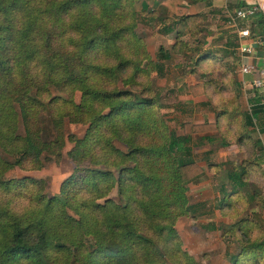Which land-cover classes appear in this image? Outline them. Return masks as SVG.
Masks as SVG:
<instances>
[{
    "label": "trees",
    "instance_id": "trees-1",
    "mask_svg": "<svg viewBox=\"0 0 264 264\" xmlns=\"http://www.w3.org/2000/svg\"><path fill=\"white\" fill-rule=\"evenodd\" d=\"M198 1L0 0V150L11 157L0 153V264H197L174 224L190 206L187 184L205 172L192 157V135L212 140L219 125L186 120L182 133L168 130L149 72L159 60L181 57L182 45H159L154 60L135 26L160 22L177 37L191 33L204 15L189 11ZM228 42L236 46V36ZM215 60L208 53L195 63ZM187 88L206 94L203 82ZM253 92L238 119L239 142L256 121L264 132V89ZM40 112L52 139L43 137ZM66 119L87 123L84 134L66 136ZM66 140L75 167L57 193L17 176V167L61 155ZM252 142L261 153L238 165L232 192L248 183L251 167L264 174L261 140ZM114 187L120 201H98ZM253 197L264 194L254 190ZM262 205L235 222L243 235L233 264H264V236L243 228L246 222L264 232Z\"/></svg>",
    "mask_w": 264,
    "mask_h": 264
},
{
    "label": "rangeland",
    "instance_id": "rangeland-1",
    "mask_svg": "<svg viewBox=\"0 0 264 264\" xmlns=\"http://www.w3.org/2000/svg\"><path fill=\"white\" fill-rule=\"evenodd\" d=\"M189 11L204 14L195 19V28L191 33L177 37L175 30H164V23L160 22H138L135 31L145 42L149 55L154 60L159 45L166 47L174 42L182 45L181 57L159 60L157 68L149 72L150 85L162 104L158 110L168 130L182 133L181 123L186 120L217 121L219 125L211 133L214 135L212 140H200V134L197 133L192 135L189 142L192 157L204 167L205 172L200 178L187 184L185 194L190 206L175 220L174 227L180 237L181 247L197 264H233L239 251L238 237L243 235L235 222L245 218L251 210H261L264 201L253 197L254 190H261L264 194V187L259 189L255 183L264 181V174H259L258 167H251L247 173L248 183L240 187L238 192H232L237 183L233 175L237 173L238 165L251 161L253 156L261 153L253 147L252 140L259 137L264 149V132L259 131L257 121L246 128L250 137L238 141V136L242 133L239 116L249 110L248 99L254 94L253 88L259 90L262 84L253 86L252 78L248 82L242 77L237 45L233 46L228 42L235 33L226 22V11L209 10L205 7L204 0L189 3ZM208 53H211L212 59L217 60L210 64L203 61L195 63L198 56ZM181 74L184 75L182 80L178 77ZM197 82L205 83V95L194 96L187 88V85ZM51 93L56 91L51 90ZM75 98H79V92L75 93ZM39 117L43 137L54 138L48 115L40 112ZM87 127V123L66 119L64 131L66 136L72 133L80 137ZM18 132L23 133L21 123ZM71 147L72 142L66 140L61 155L51 154L50 159H43L37 168L17 167V176L37 178L42 181L43 190L57 193L62 180L74 171L75 162L68 154ZM0 153L4 158L11 159L4 151L0 150ZM261 156L258 161L264 162V150ZM108 197L120 201L116 187L98 201ZM227 200L229 203L224 205ZM243 228L246 232L251 230L253 235L264 236V232L255 229L250 223L245 222ZM251 262L248 260L246 264Z\"/></svg>",
    "mask_w": 264,
    "mask_h": 264
},
{
    "label": "crops",
    "instance_id": "crops-1",
    "mask_svg": "<svg viewBox=\"0 0 264 264\" xmlns=\"http://www.w3.org/2000/svg\"><path fill=\"white\" fill-rule=\"evenodd\" d=\"M248 4H253L257 7L256 12L251 16L249 23L250 27L252 25L256 26V31L251 32V36L244 39L248 44L252 46L251 52L247 53L244 56V61L250 60L254 65L253 70L257 72L259 70H264V0H205L204 1L205 7H208L209 10L215 12L233 10L237 6L248 5ZM255 21H259L262 24L257 25ZM235 36L237 39V33H235ZM251 75L252 77L254 76V74L247 73V74H243L242 77L246 79L248 82H250V78H252ZM261 80H262V85L259 88V91L264 89V74L261 76ZM248 85H250V83Z\"/></svg>",
    "mask_w": 264,
    "mask_h": 264
},
{
    "label": "built area",
    "instance_id": "built-area-1",
    "mask_svg": "<svg viewBox=\"0 0 264 264\" xmlns=\"http://www.w3.org/2000/svg\"><path fill=\"white\" fill-rule=\"evenodd\" d=\"M257 7L253 4L237 6L233 10L226 11V22L237 33L238 44L236 46L241 59V71L243 74H254L251 84L253 86H260L262 84L261 76L264 70L254 71L253 63L248 60L244 61V56L251 52L252 46L244 39L251 36L250 18L256 12ZM257 73V74H255Z\"/></svg>",
    "mask_w": 264,
    "mask_h": 264
}]
</instances>
